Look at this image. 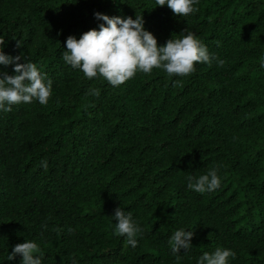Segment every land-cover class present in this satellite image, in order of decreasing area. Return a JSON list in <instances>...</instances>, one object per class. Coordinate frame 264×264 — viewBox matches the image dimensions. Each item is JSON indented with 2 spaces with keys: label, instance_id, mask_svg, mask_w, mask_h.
<instances>
[{
  "label": "trees",
  "instance_id": "obj_1",
  "mask_svg": "<svg viewBox=\"0 0 264 264\" xmlns=\"http://www.w3.org/2000/svg\"><path fill=\"white\" fill-rule=\"evenodd\" d=\"M194 7L180 17L156 0H0L4 53L52 80L46 105L0 111V264H21L8 256L25 240L42 264H198L218 247L236 253L228 264H264V0ZM97 12L143 15L158 46L186 29L224 64L138 72L118 87L88 79L62 54L69 35L99 30ZM212 168L218 189H188ZM117 207L143 229L135 248L114 234ZM179 229L194 236L177 257Z\"/></svg>",
  "mask_w": 264,
  "mask_h": 264
},
{
  "label": "clouds",
  "instance_id": "obj_2",
  "mask_svg": "<svg viewBox=\"0 0 264 264\" xmlns=\"http://www.w3.org/2000/svg\"><path fill=\"white\" fill-rule=\"evenodd\" d=\"M198 3L199 0H156L158 6L167 5L174 15L180 17L198 11L194 7ZM95 18L104 22L99 24V30H88L79 39L69 35L65 42L66 50L62 54L67 65L79 69L88 79L103 78L110 85L118 87L134 78L138 72L151 74L154 69H160L169 77H185L195 71L196 63L211 66L215 59L218 66L224 64L223 60L209 53L194 33L186 29L177 36L173 35L164 45L158 46L155 36L144 28L143 15H136L133 19L131 16L109 17L97 12ZM4 44L5 41L0 39V65H12L15 74L5 72L3 78H0V111L10 112L13 105L31 103L34 99L46 105L52 92V80L35 63H20L21 55H6L2 48ZM17 47H20L18 41ZM261 66L264 67V64ZM92 94L99 96L100 90L95 89ZM40 166L46 170L47 161H42ZM217 171V168H212L198 177L188 176V189L201 194L218 189L221 179ZM112 218L117 221L114 234L125 238V247H137V236L143 235V229L133 219V214L117 207ZM193 236L191 230H176L169 239L172 253L179 257L181 249L188 251L192 247ZM40 252L36 241L25 240L13 247L8 260L20 256L21 264H42V258L38 255ZM235 256L232 250L218 247L212 253L204 252L198 264H228L229 258L234 259Z\"/></svg>",
  "mask_w": 264,
  "mask_h": 264
}]
</instances>
